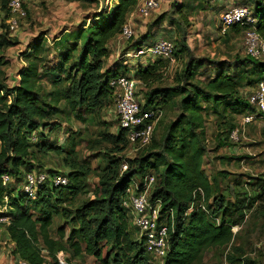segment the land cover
<instances>
[{
  "label": "trees",
  "instance_id": "1",
  "mask_svg": "<svg viewBox=\"0 0 264 264\" xmlns=\"http://www.w3.org/2000/svg\"><path fill=\"white\" fill-rule=\"evenodd\" d=\"M115 1L108 13L84 23L72 35V41L68 37L58 39L63 51L59 63L49 67L54 76L52 90H44L41 83L45 74L41 69L44 52L41 37L28 52V65L20 73L19 84L10 87L0 79V208L5 203L8 205L7 211L0 215L9 217V223H1L0 227L5 228L14 242V257L28 264H71L84 253L95 256L102 264H204L208 250L225 249L233 244L237 236H234L233 226L241 225L246 209L264 197V185L260 183L261 189L250 201L247 195L241 198L239 192L231 201L218 179L206 174L204 114L207 107L202 102H210L215 110L220 106H234L236 111L264 117L241 90L245 83L257 87L264 79V61L248 54L237 56L228 65L216 61V74L204 80L196 79L202 62L190 57L176 85L169 87L153 84L157 76L161 77L160 70L167 60L156 58L140 64L135 76L146 87L144 107L163 103L178 106L181 113L161 140H157L155 129L152 142L133 157L125 155L129 141L124 129L119 127L115 134L107 132L111 147L100 151L103 165L93 170L99 178L95 195L75 206L70 205L68 201L88 193L89 167L77 162L74 139L66 147L51 140L50 133L61 128L62 121L71 113L73 118L86 121L84 114H96L114 103L111 80L127 73L129 67L121 59L108 63L109 46L121 35L140 0ZM249 1L254 5V27L264 39V0ZM8 3L9 0H2L6 19ZM178 9V12L183 11ZM183 17L188 18L186 14ZM249 27L251 25L234 24L230 29L246 31ZM146 39L137 40L125 48L123 54L140 48ZM13 43L6 34H0V51ZM184 51L191 50L182 37L180 43H175L174 55ZM76 52V59L71 62ZM0 64H4L2 58ZM3 73L0 69V76ZM254 75L258 76L253 78ZM61 82L68 83L59 86ZM176 97L179 99L175 101ZM35 134L37 140L33 141ZM53 155L62 157V165L68 169L66 173L46 167L50 165L48 161L54 164ZM124 161L128 168L123 171ZM33 169L52 174L61 172L69 181L66 185H44L37 198L30 199L23 184L26 174ZM149 173L156 178L151 199H161L163 217H168L170 247L163 263L151 261L138 228L134 225L136 231L133 229L130 210L123 205L131 183L136 177L143 179ZM5 174L10 177L7 183L3 181ZM60 206L63 207L59 210ZM56 215L66 219L69 232L62 226L57 229L58 236H52ZM241 249L235 246L232 251L228 250V264H262L259 259L239 252ZM60 252L65 255V263L59 261Z\"/></svg>",
  "mask_w": 264,
  "mask_h": 264
},
{
  "label": "rangeland",
  "instance_id": "2",
  "mask_svg": "<svg viewBox=\"0 0 264 264\" xmlns=\"http://www.w3.org/2000/svg\"><path fill=\"white\" fill-rule=\"evenodd\" d=\"M159 8L151 11L148 15L138 12L130 15L133 37L130 41L118 36L110 43L109 64L116 60H124L129 68L127 74H135L140 64H147L154 58L141 55L140 57H123L124 49L136 43L139 39H146L141 48L144 49L160 39H169L180 43L184 37L191 51L178 52L171 59H164L167 64L160 72L161 77L153 82L154 86L169 87L178 82L179 75L184 69L185 63L190 57L198 58L202 62L196 79L206 80L216 74V61H222L226 65L235 61L236 57H245L246 31H235L230 29L222 33L220 20L222 15L235 6L247 7L253 13L254 5L249 0H159ZM116 3L115 0H31L27 4V17L20 21V27L11 31L7 25L5 10L2 9L0 0V34H6L8 39L14 41L0 51V58L4 64L0 69L4 71L0 79H4L10 87L19 84L20 73L28 65L27 55L31 46L41 37L44 52L41 63L42 87L45 90L54 88L52 80L54 76L49 67L56 66L60 61L62 48L61 37H68L72 41V35L84 25L93 21L99 14L108 13L109 9ZM185 5L186 7H183ZM182 8V12H178ZM181 9V10H182ZM187 15V20L183 17ZM74 40V36H73ZM77 41V43H80ZM180 49V48H179ZM177 53V52H176ZM77 52L73 59H76ZM33 55H31V58ZM264 61V56L260 59ZM258 75H254L256 78ZM68 82H61L59 86ZM256 89L245 83L241 87L243 94L249 97ZM141 97H144L146 87L140 89ZM179 99L175 98V101ZM206 106L205 117V145L204 169L206 174L219 181L224 194H228L231 201H234L237 193L247 201L264 185V117L257 116L251 120L246 118L248 111H236L234 106H220L215 110L210 102H202ZM164 116L161 124L156 127V138H161L167 133L169 126L178 119L181 109L178 106H161ZM72 114V113H71ZM62 121L61 128L54 129L50 133L51 140H57L62 145H70L74 139L76 144L77 162L89 167L90 173L86 179V191L88 193L79 195L70 205L79 204L82 199L93 197L98 189L99 178L93 172L101 162V152L106 147H111L107 140L106 133H117L119 128L114 103L104 107L96 114H84L86 121L73 118V114ZM240 128L238 136H232V131ZM232 136V137H231ZM221 138V141H220ZM221 142V144H219ZM66 145V147H67ZM65 147V149H66ZM54 164L47 168L55 167L66 173L68 169L62 165L60 155L52 156ZM136 177L135 180H139ZM261 183V184H260ZM63 206L59 207V210ZM134 226L133 221L131 220ZM242 227L237 233L236 239L229 248L210 249L204 257V264H226L228 250L232 251L235 246L242 249L239 252L251 255L264 264V197L254 202V205L246 209V218L241 224ZM65 227L69 232L70 227L66 219L56 215L51 227L52 236H58L57 229ZM136 231L135 226L133 227ZM85 244H83L84 246ZM14 242L6 233L5 228L0 229V264H16L17 258L12 254ZM68 255H71L70 252ZM151 261H156L151 257ZM48 264V263H46ZM71 264H102L95 256L84 253L81 257L72 260Z\"/></svg>",
  "mask_w": 264,
  "mask_h": 264
},
{
  "label": "built area",
  "instance_id": "3",
  "mask_svg": "<svg viewBox=\"0 0 264 264\" xmlns=\"http://www.w3.org/2000/svg\"><path fill=\"white\" fill-rule=\"evenodd\" d=\"M31 0H9V15L7 24L11 31H16L20 27V21L27 17V4ZM159 0H140L132 14L138 12L148 15L151 11L159 8ZM131 18L123 26L121 36L129 39L133 35ZM256 18L251 11L244 6H235L228 9L220 20V30L226 33L234 24L251 25L246 30L245 50L252 57L261 59L264 56V39L254 27ZM175 44L169 39H160L144 49H132L123 54L127 56L140 57L146 55L150 58L171 59L174 55ZM114 95V106L116 119L119 127L124 129L129 141V147L125 152L127 157L135 156L140 150L152 142L155 129L164 116L161 106L153 105L145 108V100L141 97L140 89L144 84L137 79L135 74L123 73L111 80ZM249 101L258 112L264 113V79L259 83L253 93L249 96ZM257 112V113H258ZM256 113L246 116L248 120L253 119ZM240 128L236 127L232 131V136H238ZM231 136V137H232ZM33 141L37 140V135H33ZM128 168L127 161L122 164V170ZM10 180L9 175H3L4 183ZM154 174H146L143 179L134 180L126 190L123 205L130 210L132 221L143 237L147 252L157 263H163L169 251L168 237V217H163L161 211V199H151V190L155 183ZM69 179L61 172L49 173L46 170L33 169L29 171L24 180L23 190L30 199H36L39 189L44 185H66ZM7 201V197H6ZM8 205L5 203L0 212L7 211ZM173 218V217H172ZM9 223L8 216L0 215V224ZM174 224V221H173ZM242 225L233 226L234 236L239 232ZM1 229V227H0ZM60 263H65L63 252L58 254ZM16 264H28L27 261L19 259ZM226 264H228L226 262Z\"/></svg>",
  "mask_w": 264,
  "mask_h": 264
}]
</instances>
